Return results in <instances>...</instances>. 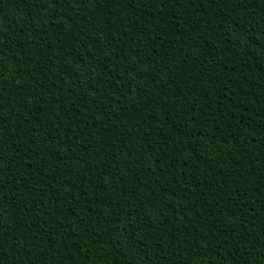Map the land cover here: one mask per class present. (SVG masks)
Listing matches in <instances>:
<instances>
[{
    "label": "trees",
    "instance_id": "16d2710c",
    "mask_svg": "<svg viewBox=\"0 0 264 264\" xmlns=\"http://www.w3.org/2000/svg\"><path fill=\"white\" fill-rule=\"evenodd\" d=\"M0 264H264V0H0Z\"/></svg>",
    "mask_w": 264,
    "mask_h": 264
}]
</instances>
